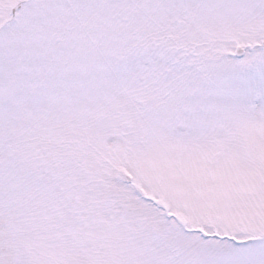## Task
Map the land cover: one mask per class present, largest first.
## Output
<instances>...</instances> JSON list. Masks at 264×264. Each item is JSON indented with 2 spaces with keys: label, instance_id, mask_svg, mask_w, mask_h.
I'll list each match as a JSON object with an SVG mask.
<instances>
[{
  "label": "snow or ice",
  "instance_id": "6c2138e0",
  "mask_svg": "<svg viewBox=\"0 0 264 264\" xmlns=\"http://www.w3.org/2000/svg\"><path fill=\"white\" fill-rule=\"evenodd\" d=\"M0 264H264V0H0Z\"/></svg>",
  "mask_w": 264,
  "mask_h": 264
}]
</instances>
